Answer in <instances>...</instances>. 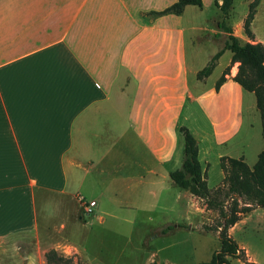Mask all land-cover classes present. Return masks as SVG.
Listing matches in <instances>:
<instances>
[{
    "label": "crops",
    "instance_id": "1",
    "mask_svg": "<svg viewBox=\"0 0 264 264\" xmlns=\"http://www.w3.org/2000/svg\"><path fill=\"white\" fill-rule=\"evenodd\" d=\"M175 1L0 0V238L36 230L56 210L62 227L84 239V192L99 224L134 221L136 208H162L169 218L177 206L191 222L206 203L170 177L183 160L182 125L211 191L223 181L222 156L256 162L261 115L254 92L234 79L232 52L223 49L198 77L223 46L194 39L216 31L197 10L214 0L165 10Z\"/></svg>",
    "mask_w": 264,
    "mask_h": 264
},
{
    "label": "rangeland",
    "instance_id": "2",
    "mask_svg": "<svg viewBox=\"0 0 264 264\" xmlns=\"http://www.w3.org/2000/svg\"><path fill=\"white\" fill-rule=\"evenodd\" d=\"M250 1L252 0H232L226 16H222L219 6L212 3L201 11L198 7L201 23H207V26L214 27L216 31H198L194 39L201 37L200 41L209 50L218 45L224 46L228 33L219 26V21L224 19L232 33L241 40H259L264 43V0H259L254 8L257 14L255 30L252 22L250 25L253 36L249 37L244 32L243 22ZM207 34L212 35V40H207ZM229 52L226 50V54ZM213 170L218 169L212 168L211 172ZM85 194L87 193L82 195ZM210 196L226 204L231 200L225 196L223 189L217 193L212 190ZM197 203H206V208L198 211L191 220L194 221L193 224L182 216L179 206L177 211L169 212V218L162 208H136L129 216L134 221L106 217L107 222L99 224L95 217L85 214L83 205L79 202L78 213L83 217L78 219L87 221L85 229L83 228L84 239L81 237L82 230L62 227L64 218L56 210H51L48 219L40 222L36 230L0 238V264H48L45 253L51 248L60 255L72 258L70 264H197L207 261L220 245L217 227L222 218L218 207L207 204L206 199L198 200ZM243 204L240 200L239 205ZM168 219H176L177 227L172 225L173 228L167 233L158 234L156 229ZM232 237L248 249H245V253L249 263L238 257H230V264H264V208L254 213L245 227Z\"/></svg>",
    "mask_w": 264,
    "mask_h": 264
},
{
    "label": "trees",
    "instance_id": "3",
    "mask_svg": "<svg viewBox=\"0 0 264 264\" xmlns=\"http://www.w3.org/2000/svg\"><path fill=\"white\" fill-rule=\"evenodd\" d=\"M259 0L249 2L248 12L244 18L243 28L247 36L252 37L251 22L254 17V8ZM192 3L201 5V0H176L165 10L181 12L185 4ZM214 4L219 6L221 15L229 12L232 0H214ZM222 30L227 31L228 37L224 46L218 50L210 60L198 72V77L210 73L214 59L217 58L223 49H229L232 52L231 60L238 61V69L234 79L238 81L245 89L251 90L256 96V105L261 115L262 133L264 136V43L243 41L232 33L229 26L225 24L224 19L219 21ZM224 75L222 74L216 82L218 86ZM180 131L183 135V160L179 168L170 172V177L180 187L188 189L192 194L207 200V204L218 207L220 217L222 218L217 229L219 230L220 245L215 249L209 260L197 264H230V257L241 258L249 263L246 257L245 249L229 233V227L232 226L242 213L261 206L264 207V149L258 154L256 162L250 167L242 157L222 156L220 165L224 172L222 184L215 188V193L224 190L225 196L230 197L228 204L211 197V190L208 188L204 173L198 159V144L190 130L182 125ZM235 194V195H234ZM244 202L239 205V201ZM48 264H70L72 258L60 255L54 248L46 253ZM79 264V263H76Z\"/></svg>",
    "mask_w": 264,
    "mask_h": 264
},
{
    "label": "built area",
    "instance_id": "4",
    "mask_svg": "<svg viewBox=\"0 0 264 264\" xmlns=\"http://www.w3.org/2000/svg\"><path fill=\"white\" fill-rule=\"evenodd\" d=\"M78 200L83 205L84 212L86 214H91L93 206L95 204V200H88L82 195H78Z\"/></svg>",
    "mask_w": 264,
    "mask_h": 264
},
{
    "label": "water",
    "instance_id": "5",
    "mask_svg": "<svg viewBox=\"0 0 264 264\" xmlns=\"http://www.w3.org/2000/svg\"><path fill=\"white\" fill-rule=\"evenodd\" d=\"M235 195V194H234Z\"/></svg>",
    "mask_w": 264,
    "mask_h": 264
}]
</instances>
